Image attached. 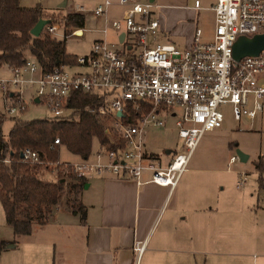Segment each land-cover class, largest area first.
<instances>
[{"label":"built area","instance_id":"1","mask_svg":"<svg viewBox=\"0 0 264 264\" xmlns=\"http://www.w3.org/2000/svg\"><path fill=\"white\" fill-rule=\"evenodd\" d=\"M117 4L120 17L113 19L107 18L106 4L78 8L100 18L101 27L91 30L102 35L111 30L113 42L96 39L86 53L75 54L70 63L57 61L45 72L29 56L20 66L10 67L9 77L0 78L3 109L12 116L22 112L23 86L33 85L31 98L47 108L49 118L70 120L75 116V110L67 106L72 94L96 93L102 103L84 110L109 115L112 128L125 146L114 150L100 147L94 160L66 163L64 167L85 179L106 172L137 180L143 170H148L149 181L172 189L201 134L220 126V107L230 106L236 124L242 117L251 122L263 108L264 49L255 56L234 61L231 48L240 35L250 37L264 32V0H215L210 7L211 39L201 41L200 29L194 28L191 42L183 48L169 41H157L158 20L150 1L117 0ZM197 5L195 0L194 6ZM64 28L61 23H47L42 31L57 39L81 37L87 31L70 28L65 32ZM64 68L78 71L69 73ZM7 94L14 98L13 104H7ZM128 104L135 110L141 111L142 106L148 110L133 122L123 123L121 117ZM169 117L181 140V151H172L162 163L159 157L143 150L140 135L145 125L159 127ZM58 143V138H54L52 144ZM19 154L22 162H40L38 152L29 147ZM235 159L231 157L230 161ZM237 179L235 186L239 188L244 183L241 173ZM144 247V240L133 245L131 264H139Z\"/></svg>","mask_w":264,"mask_h":264},{"label":"crops","instance_id":"2","mask_svg":"<svg viewBox=\"0 0 264 264\" xmlns=\"http://www.w3.org/2000/svg\"><path fill=\"white\" fill-rule=\"evenodd\" d=\"M85 1L93 4L90 9L101 3L106 4V8L117 6L119 12L113 16L120 17L117 0H41L36 4L43 14L62 16L72 12L82 14L78 8H84L81 2ZM139 1H150L155 5L157 41L186 47L192 40L194 28L200 29L201 41L211 39L212 31L208 34L206 29L198 26V13L200 10L211 11L215 0H197L196 7L195 0ZM19 5L34 6L22 0ZM55 8L59 11L53 12ZM90 18L98 26L81 27L87 29L81 37L84 33L93 36L84 53L96 39L114 41L111 30L105 35L91 30L100 28L102 20L91 15ZM3 67L10 71L9 66H0ZM1 103L3 105L2 97ZM99 149L97 145L96 151ZM143 150L151 153L145 143ZM95 152H90L84 159L76 155V162L94 160ZM169 157L161 162L165 163ZM47 175L50 174L46 173V178ZM237 175V170L228 168H204L198 160L190 164V158L172 189L149 181L148 170H143L137 180L104 172L86 178V187L79 194L84 206L81 216L59 207L45 225L53 224L59 233L73 232L84 236L79 264H131L132 247L143 240L145 247L139 264L142 259L144 264H264V184L257 178H249L239 191L233 185ZM260 195L262 200L258 199ZM1 223L9 227L0 206V226ZM39 229L43 232L44 225ZM34 231L32 226L25 236H31ZM13 248L15 245L5 249ZM2 253L3 250L0 257Z\"/></svg>","mask_w":264,"mask_h":264},{"label":"trees","instance_id":"3","mask_svg":"<svg viewBox=\"0 0 264 264\" xmlns=\"http://www.w3.org/2000/svg\"><path fill=\"white\" fill-rule=\"evenodd\" d=\"M40 18L69 28H81L84 21L79 13H66L57 18L43 14L38 4L23 7L19 0H0V66H20L29 56L40 71L45 72L57 61L70 63L74 60V54L65 52L63 38L51 37L43 31L38 36L30 34V29ZM7 95V101L13 104L14 98ZM99 103L102 99L96 93L74 92L67 103L75 110V116L70 120L40 118L26 121L13 116L6 136L1 131L5 116L0 112V206L13 236L28 235L32 225L46 223L59 207L72 214L84 212L79 194L86 179L64 167L66 162H59L54 168L48 165L58 162L60 146L81 159L89 156L93 140L105 150L125 146L122 139L113 137L110 142L104 134L112 123L109 115L84 110L86 106ZM147 110L146 106H142L141 111L135 110L128 104L121 121L133 122ZM54 138H58V144H52ZM25 147L38 152L39 163L20 160L19 153ZM46 173L53 174L52 178H46ZM14 243L0 238V253Z\"/></svg>","mask_w":264,"mask_h":264},{"label":"rangeland","instance_id":"4","mask_svg":"<svg viewBox=\"0 0 264 264\" xmlns=\"http://www.w3.org/2000/svg\"><path fill=\"white\" fill-rule=\"evenodd\" d=\"M22 2L27 5H35L36 3H40L41 0H22ZM59 3L57 2V4ZM81 3L85 9H90L93 5L89 1ZM55 11H59V8L53 9V12ZM106 11L107 18L113 19L115 18L113 15L117 11L119 12V8L117 6H107ZM198 14V26L204 30L206 29L208 34H210L213 29L212 12L200 10ZM82 15L84 17L83 27L98 26V23H94L91 20L88 12L83 11ZM53 16L59 18L63 15ZM64 30L67 32L70 28L65 27ZM110 34L114 33L111 31ZM91 37L93 36H89L87 33H84L83 37L68 35L63 42L64 49L70 54L84 53L89 47ZM64 69L69 73L78 71L77 68ZM9 75L10 71L7 68H0V78H7ZM33 91V85L23 86L22 100L24 102V110L14 115V117L26 121L49 118L47 108L43 104H37L32 101L31 96ZM219 110L222 113L220 126L209 131H204L201 134L190 154V164L198 160L199 164L204 168L237 170L238 173H241L246 183L249 181V178H257V180L260 179L264 184V100L262 112H258L252 122L242 117L240 122L236 124L231 117L230 106L228 104L223 105ZM0 112L5 116L1 125V131L6 136L11 126V117L13 116L5 113L1 103V93ZM111 124L109 125L110 128L104 131L110 142L113 140V137L118 138V133L112 128ZM140 136L143 143H145L147 151H150L160 159L168 158L172 151H181V140L176 137L172 117L166 118L165 123L159 127L145 125ZM96 144L95 140H93L91 146V152L93 153L97 149ZM237 151L244 154L245 158L243 161L239 160ZM231 157H236V159L230 161ZM58 160L59 162L66 161L73 163L78 161V157L61 146L58 150ZM48 166L51 167L52 165L49 164ZM52 176L53 174L47 175V178L51 179ZM235 184L233 185L236 188ZM244 185L242 184L237 189L240 191ZM255 198L253 196V199ZM258 199L262 200V196L260 195ZM81 215L82 213L79 214V216ZM45 224L32 225L35 231L31 236H13L11 228L1 223L0 235L3 236L2 239L14 241L13 245H15V248L3 250L0 264H11L12 261H14L13 264H79L78 261H80L79 256H81L84 236L80 233L75 235L73 232L59 233L53 227V224L50 226ZM43 225L45 229L41 232L39 228ZM140 264H144L143 259Z\"/></svg>","mask_w":264,"mask_h":264},{"label":"water","instance_id":"5","mask_svg":"<svg viewBox=\"0 0 264 264\" xmlns=\"http://www.w3.org/2000/svg\"><path fill=\"white\" fill-rule=\"evenodd\" d=\"M49 23L48 19H38L37 22L30 29V34L33 36H38L42 31V28L45 24ZM121 37V36H120ZM264 49V32L259 34H253L250 37L240 35L238 36L231 48L232 59L238 61L244 56H255L259 51ZM34 102H37V99H33ZM237 156L240 161H243L245 156L241 152L237 151ZM20 155V154H19ZM86 187V184L83 185V188Z\"/></svg>","mask_w":264,"mask_h":264}]
</instances>
